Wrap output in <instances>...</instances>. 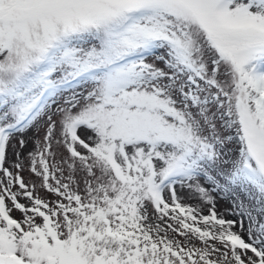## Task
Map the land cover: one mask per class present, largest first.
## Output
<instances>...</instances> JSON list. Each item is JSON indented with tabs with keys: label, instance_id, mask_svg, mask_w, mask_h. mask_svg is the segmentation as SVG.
<instances>
[{
	"label": "snow or ice",
	"instance_id": "1",
	"mask_svg": "<svg viewBox=\"0 0 264 264\" xmlns=\"http://www.w3.org/2000/svg\"><path fill=\"white\" fill-rule=\"evenodd\" d=\"M0 264H264V0H0Z\"/></svg>",
	"mask_w": 264,
	"mask_h": 264
}]
</instances>
